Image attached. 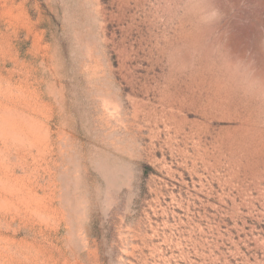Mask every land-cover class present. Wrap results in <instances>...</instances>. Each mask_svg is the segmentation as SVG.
<instances>
[{
  "label": "rangeland",
  "instance_id": "rangeland-1",
  "mask_svg": "<svg viewBox=\"0 0 264 264\" xmlns=\"http://www.w3.org/2000/svg\"><path fill=\"white\" fill-rule=\"evenodd\" d=\"M0 264H264V0H0Z\"/></svg>",
  "mask_w": 264,
  "mask_h": 264
}]
</instances>
